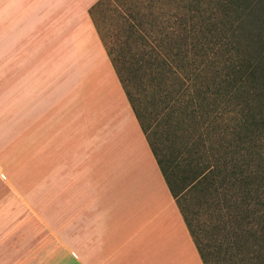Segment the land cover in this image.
Instances as JSON below:
<instances>
[{
    "label": "crops",
    "instance_id": "1",
    "mask_svg": "<svg viewBox=\"0 0 264 264\" xmlns=\"http://www.w3.org/2000/svg\"><path fill=\"white\" fill-rule=\"evenodd\" d=\"M97 1L0 0L3 120L19 121L21 185H35L5 194L0 264H202L108 70Z\"/></svg>",
    "mask_w": 264,
    "mask_h": 264
},
{
    "label": "trees",
    "instance_id": "2",
    "mask_svg": "<svg viewBox=\"0 0 264 264\" xmlns=\"http://www.w3.org/2000/svg\"><path fill=\"white\" fill-rule=\"evenodd\" d=\"M145 1L88 10L126 102L202 264H264V0Z\"/></svg>",
    "mask_w": 264,
    "mask_h": 264
},
{
    "label": "rangeland",
    "instance_id": "3",
    "mask_svg": "<svg viewBox=\"0 0 264 264\" xmlns=\"http://www.w3.org/2000/svg\"><path fill=\"white\" fill-rule=\"evenodd\" d=\"M135 2L137 5L142 4V6H146L145 0H122V4L120 5V8L121 9L126 8L127 11H130L132 10ZM113 8H115L114 3L106 2L105 5L101 6V9H97L94 12V21L97 24V27L103 37V41L105 45L108 47L115 44V42L113 43V41L117 40L118 36L124 33V27L121 25L120 22L121 17L114 15ZM108 70L113 72L112 69L110 68L109 63H108ZM118 85L119 83L117 81V87L119 88L118 90H120V87ZM95 90L96 92L92 91V93L93 94L97 93L99 96L100 95L103 96L105 93V90L101 88H97ZM68 92L67 94H65L64 90L61 88L59 90L58 95L69 96ZM117 94L119 93L114 94L115 97L120 96V94L119 95ZM70 95L74 97L75 95L78 96L82 94H80V91H78V89H75L71 91ZM92 97H96V96H92ZM123 98L126 104V99L125 97ZM119 109L118 110L116 109V112L121 110ZM112 110L113 109H111V107L109 106L106 107V105H103L102 112L105 113V112H110ZM0 166L4 167V168H0V211H3L4 209L7 210L14 209L15 208L14 201L6 200L5 194L10 193L12 191L18 192L21 186L30 189V188H34L35 185L34 184H27L26 186L21 185L19 121L13 120L11 122V127H8V125L3 120V104H0ZM5 171L11 172L12 176L5 175ZM5 219H6L5 216L0 215V227L5 222L3 221Z\"/></svg>",
    "mask_w": 264,
    "mask_h": 264
}]
</instances>
